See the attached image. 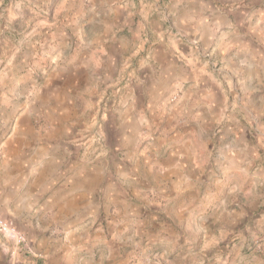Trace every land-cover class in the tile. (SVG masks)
I'll list each match as a JSON object with an SVG mask.
<instances>
[{"label":"clouds","instance_id":"obj_1","mask_svg":"<svg viewBox=\"0 0 264 264\" xmlns=\"http://www.w3.org/2000/svg\"><path fill=\"white\" fill-rule=\"evenodd\" d=\"M0 264H264V0H0Z\"/></svg>","mask_w":264,"mask_h":264}]
</instances>
